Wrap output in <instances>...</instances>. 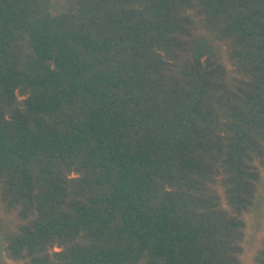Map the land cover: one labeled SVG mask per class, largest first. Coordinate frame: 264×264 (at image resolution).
Here are the masks:
<instances>
[{
	"label": "trees",
	"instance_id": "1",
	"mask_svg": "<svg viewBox=\"0 0 264 264\" xmlns=\"http://www.w3.org/2000/svg\"><path fill=\"white\" fill-rule=\"evenodd\" d=\"M71 1L0 0V264H264V0Z\"/></svg>",
	"mask_w": 264,
	"mask_h": 264
},
{
	"label": "rangeland",
	"instance_id": "2",
	"mask_svg": "<svg viewBox=\"0 0 264 264\" xmlns=\"http://www.w3.org/2000/svg\"><path fill=\"white\" fill-rule=\"evenodd\" d=\"M71 2H72L71 0H52V12L54 14H57L66 11L70 6ZM262 219H264V209H263ZM9 223L10 220L7 218L0 219V224H2L0 226V229L2 230L6 229L8 227L7 224Z\"/></svg>",
	"mask_w": 264,
	"mask_h": 264
}]
</instances>
